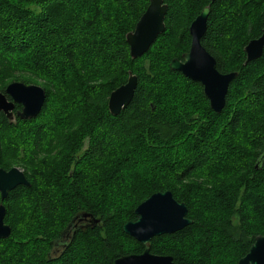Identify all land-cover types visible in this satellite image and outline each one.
I'll use <instances>...</instances> for the list:
<instances>
[{"label": "trees", "instance_id": "obj_1", "mask_svg": "<svg viewBox=\"0 0 264 264\" xmlns=\"http://www.w3.org/2000/svg\"><path fill=\"white\" fill-rule=\"evenodd\" d=\"M149 1L0 0V92L14 81L33 83L21 73L47 85L37 118L11 121L0 111V138L14 146L0 169L20 164L30 183L3 202L0 196L12 229L0 240V264H113L142 254L145 247L123 226L138 219L141 203L167 191L193 221L150 243L152 254L174 264H238L264 235V51L248 63L244 52L264 30V0H164L165 32L133 59L126 37ZM207 6L201 44L219 72L238 73L220 114L200 83L170 69L189 51L190 26ZM130 73L138 80L134 97L113 116L109 97ZM44 138L43 148L59 153L37 163L29 154ZM18 140L23 156L14 154ZM29 164L33 173L50 174L40 189L29 181ZM7 206L22 212L16 217ZM85 214L100 222L55 252L54 242Z\"/></svg>", "mask_w": 264, "mask_h": 264}, {"label": "water", "instance_id": "obj_2", "mask_svg": "<svg viewBox=\"0 0 264 264\" xmlns=\"http://www.w3.org/2000/svg\"><path fill=\"white\" fill-rule=\"evenodd\" d=\"M209 1L214 3L216 0ZM167 10L168 7L164 0L149 1V5L136 24L135 30L126 37L133 59L139 58L148 52L158 36L165 32ZM209 15L210 6H207L192 22L189 29L191 36L190 49L183 55L182 60L174 59L170 64V69L181 73L191 81L200 83L203 86L206 98L210 102L211 109L220 114L225 107L229 87L238 77V73L223 74L219 72L216 60L201 44L206 34ZM263 51L264 30L259 38L251 40L245 47L246 62L260 58ZM137 82V77L130 73L127 83L111 93L108 109L113 116L119 115L131 103L137 88ZM46 98V92L43 88L14 82L7 86L4 93L0 92V111L8 119H13L16 105H21L22 109L16 113V116L22 120H32L41 114ZM0 177L12 178L0 183L2 202L18 186H30L24 173L18 168H12L9 171L0 169ZM156 199L172 205L174 210L164 213H145L143 211L145 204L149 200ZM135 214L138 219L135 222L126 223L123 226V231L142 244L145 247L144 252L139 255L119 257L113 264H174L171 256L152 254L150 243L156 237L172 235L192 225L193 221L187 218V206L184 203H179L173 194L167 191L150 196L136 208ZM5 216L6 208L3 204H0V240L8 239L12 233L11 227L5 223ZM85 218L89 219L88 226H95L100 222L87 214L83 215L80 220L79 217L74 218L62 232L61 238L54 242L55 252H60L62 248L67 247L71 239V233L74 235L78 230L83 229L76 222L78 220V223H81ZM238 264H264V235L255 238L248 253L239 260Z\"/></svg>", "mask_w": 264, "mask_h": 264}, {"label": "rangeland", "instance_id": "obj_3", "mask_svg": "<svg viewBox=\"0 0 264 264\" xmlns=\"http://www.w3.org/2000/svg\"><path fill=\"white\" fill-rule=\"evenodd\" d=\"M232 14H233V12H232ZM234 23L236 22V25H240V27H245V25H244V23H243V17H240V16H235L234 15ZM238 23H240V24H238ZM20 72H22V70H18L17 71V73H20ZM18 76H20V77H25V78H27V79H29V80H31L33 83H29V85H35V86H39V87H41V88H43L44 90H45V88L44 87H46L47 85L45 84V82L43 81V80H41V79H38L37 77H35V76H32V75H29V74H25V73H21V74H18ZM14 82H21V81H14ZM14 82H12V83H14ZM11 84V83H10ZM52 89V88H51ZM46 92V91H45ZM53 95V94H52ZM47 96V95H46ZM54 99H56L55 97H54V95L52 96ZM47 99V98H46ZM53 107L54 106H52L51 108L53 109ZM50 119H52V121L54 120V119H57L58 118V116H57V112H54V115L53 114H51L50 116ZM11 121H14L15 119L13 118V119H10ZM54 123H55V121H54ZM31 134H32V131H31ZM31 134H30V138H29V141L28 140H24V143L25 144H29V143H31ZM0 140H2V147H1V145H0V158H7V156L8 157H13V155H11V154H8V153H12V151L14 150V146H13V142H11L12 141V139L11 138H8V137H4L3 138V136L0 138ZM48 139L47 138H44V140L42 141V144L40 145V148H35V150L37 151V153L35 154V155H33V154H29V157H34L33 159H35V160H37V163L39 162V163H42V162H44V161H46V162H49V161H53L55 158H56V155L59 153V150L58 149H52V150H49L48 148H43V145H45V144H48V141H47ZM20 142V140H18L17 142H14V144H15V153L14 154H17L18 155V153H20V156H23V152L21 151V150H23V147H24V145L25 144H23V143H19ZM33 142V141H32ZM19 143V144H18ZM19 147L21 148L20 150H19ZM31 148H30V146H29V152H32L31 150H30ZM48 149V150H47ZM60 149V148H59ZM62 153V154H61ZM60 154V156L61 157H63V156H65V155H67V152L66 151H62ZM5 155V156H4ZM32 165L33 164H29V169H27V170H29L28 171V174H29V181L32 183V181H33V184L34 185H36V188H39V186L42 184V181L41 180H46V178H48L49 176H50V174H48L47 172H46V174L45 175H43L42 174V172L40 171L39 173L37 172V173H33V171L31 170L32 169ZM40 165V164H39ZM12 168H18V169H20L23 173H24V175H25V172H26V168L25 167H23V166H21L20 164H15L14 165V167H12ZM35 169V168H34ZM105 172H107V170H105ZM27 173V172H26ZM38 174V175H37ZM53 175L54 174H51V177H52V181H54V178H53ZM44 182H46V181H44ZM49 182H51V179L49 180ZM48 181L46 182V183H48L49 184V186H50V183H49ZM40 189V188H39ZM42 197V196H41ZM1 204H3V203H1ZM24 205V204H23ZM9 209H10V211L11 210H14V212H15V214H16V217H17V215H18V213H20V212H22L20 209L21 208H14L13 209V206H7ZM29 207H31V204L29 203ZM5 208H6V206H5ZM16 217H15V219H16ZM33 222V221H32ZM238 222V218H234V223H237ZM33 225H31V227H32Z\"/></svg>", "mask_w": 264, "mask_h": 264}, {"label": "snow or ice", "instance_id": "obj_4", "mask_svg": "<svg viewBox=\"0 0 264 264\" xmlns=\"http://www.w3.org/2000/svg\"><path fill=\"white\" fill-rule=\"evenodd\" d=\"M11 177H0V183H3L5 180H11ZM174 208L172 205L166 203L163 200H149L147 204H145L143 211L147 214H151L153 212H170L173 211Z\"/></svg>", "mask_w": 264, "mask_h": 264}, {"label": "flooded vegetation", "instance_id": "obj_5", "mask_svg": "<svg viewBox=\"0 0 264 264\" xmlns=\"http://www.w3.org/2000/svg\"><path fill=\"white\" fill-rule=\"evenodd\" d=\"M21 109H22V107H21ZM17 112H18V111H17ZM17 112H16V113H17ZM15 117H16V114H14V117H13V118L15 119ZM79 220H80V219H79ZM88 220H89L88 218H87V219L85 218L81 223H78V220H77L76 224L79 225V226H82L83 229H86V226L88 227V224H87ZM72 232H73V231H72ZM70 233H71V232H70ZM75 234H76V233H74V235H75ZM74 235H73V233H71V239L69 240V242L72 241V238H73Z\"/></svg>", "mask_w": 264, "mask_h": 264}]
</instances>
